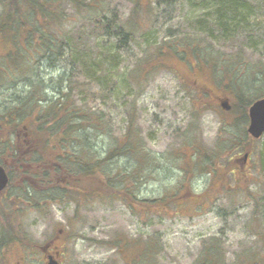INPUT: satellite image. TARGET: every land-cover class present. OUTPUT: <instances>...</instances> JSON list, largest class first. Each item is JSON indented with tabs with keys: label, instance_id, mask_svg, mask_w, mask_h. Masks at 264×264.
Listing matches in <instances>:
<instances>
[{
	"label": "trees",
	"instance_id": "16d2710c",
	"mask_svg": "<svg viewBox=\"0 0 264 264\" xmlns=\"http://www.w3.org/2000/svg\"><path fill=\"white\" fill-rule=\"evenodd\" d=\"M130 1L132 11L125 19L109 0H0V164L9 176L0 192V264H9L5 254L13 246L27 253L40 248L24 226L29 211L47 217L53 205L75 202L68 226L48 239L74 241L86 237L76 227L82 207L120 202L145 218L185 210L201 215L212 211L220 197L227 200L221 208L228 212L241 198L253 202L245 227L254 240L229 257L223 235L203 237L190 264H264V154L260 170L249 172L253 180L243 166L244 153L252 156L259 140L248 134L247 125L250 105L264 97V49L257 60L244 53L258 49L249 30L243 39L247 48L221 54L214 50V43L248 30L252 15L264 14V0H189L208 11L197 20L201 33L190 29L167 39H160L158 32L150 35L145 23L158 16L156 5L176 0ZM136 35L144 45L141 58L124 72L121 50ZM91 39L101 41L94 52L86 48ZM65 64L59 75L49 72ZM161 69L179 78L192 100V117L173 145L181 158L175 190L160 198H142L139 189L153 173L156 156L143 140L138 100ZM193 74L206 75L221 88L231 109L221 108L222 98L219 108L211 105L208 82L194 86L189 83H195ZM118 102L127 115L119 127L105 108ZM208 110L221 120L211 144L194 131ZM100 138H108L103 151L98 148ZM198 175L206 180L201 191L193 185ZM99 243L120 248V253L129 249L133 257L124 264H156L155 236H114ZM105 264L118 263L113 259Z\"/></svg>",
	"mask_w": 264,
	"mask_h": 264
},
{
	"label": "rangeland",
	"instance_id": "374dc122",
	"mask_svg": "<svg viewBox=\"0 0 264 264\" xmlns=\"http://www.w3.org/2000/svg\"><path fill=\"white\" fill-rule=\"evenodd\" d=\"M109 2L122 17L126 19L130 16L133 6L130 0H109ZM190 2L189 0H176V2L156 5L158 16L155 20H147L145 23L149 34L153 35L154 32H158L157 36L160 39H167L171 33L183 34L191 29L190 32L199 35L201 30L199 29L197 33V20L205 17L208 11L195 5L192 6ZM211 12L213 9L209 14ZM211 23H213L212 18L208 21L207 29ZM247 28L248 30H240L234 39L214 43V50L221 54L247 48L248 43L247 45L243 44V39L249 30H253L252 38L254 37V40L259 43L258 49L253 54H251L250 48L242 50L250 59L251 56L255 60L261 59L263 56L259 54L264 49V14L258 12L252 15ZM100 42L91 39L87 41L86 48L94 52L96 45ZM141 43L142 38L136 35L135 41L130 42L121 50V68L124 72H128L141 58V50L144 47ZM177 66L183 67L179 61ZM62 68H66V64L55 70H49V72L57 76L62 72ZM202 68L207 69L208 66L202 64ZM192 76L195 83H189L194 86L196 82H208L211 88L209 103L214 107L219 108L220 98H228L221 88L208 80L206 75L193 74ZM110 105L114 104L110 103ZM191 107L192 100L187 95L186 89L182 87L179 78L164 69L152 76V81L139 97L140 116L138 121L142 129L143 140L150 154L156 156L152 166L153 173L141 183L139 194L142 198H160L175 190L176 181L180 176L181 158L177 157L178 152L173 150V145H178L183 130L191 121ZM105 108L108 111L111 110L112 118L115 119L118 127L124 125L127 117L126 110L121 107L119 102L114 108L110 106H105ZM198 119L197 128L194 131L206 144H211L221 130V120L218 114L213 110H208ZM116 134H119V131ZM100 139L102 140L99 142L98 148L103 151L107 146L108 138ZM254 147L255 153L249 156L245 165V171L251 180L254 179V176L250 175L251 172L254 174L260 170L259 160L264 154V135L254 143ZM122 162L127 163L125 158ZM130 162L132 160H128V163ZM251 168L252 171H250ZM260 181L264 183V177ZM204 183H206L204 175H198L193 185L196 190L201 191L204 188ZM233 184L232 181L229 186L231 187ZM256 184L251 185L253 191L258 188ZM215 204L216 207L212 211H205L206 213L201 215H196L193 212L186 213L187 210H185L176 216L171 213H159L152 214L149 218L133 213L120 202L89 205L80 209V221L76 224L78 231L84 234L87 239L85 237L66 241L64 237H60L52 248L62 254L60 255L62 264H105L113 259H116L118 264H124L133 257V253L129 249H122V253H120L117 250L120 248H109L100 244L99 241L125 235L133 238L155 236V239L158 240L159 251L156 264H190L200 249V241L203 237L223 235L229 250V257H232L235 250L254 240L245 227L254 205L252 201H245L241 198L237 202L235 210L228 212L221 208L227 205V200L224 197L218 198ZM75 206L73 201L62 206L53 205L49 209L47 217L42 216L39 212L29 211L23 217L24 226L28 234L41 246L58 229L68 226ZM5 255L9 264H46L43 252L39 247L32 252L28 250L27 253L21 246H13Z\"/></svg>",
	"mask_w": 264,
	"mask_h": 264
},
{
	"label": "water",
	"instance_id": "95a60500",
	"mask_svg": "<svg viewBox=\"0 0 264 264\" xmlns=\"http://www.w3.org/2000/svg\"><path fill=\"white\" fill-rule=\"evenodd\" d=\"M222 107L226 110L230 109L228 100L222 101ZM249 126L248 132L254 137L259 138L264 133V97L256 100L249 108ZM248 154L245 155V161ZM9 182V176L6 169L0 164V192L6 188ZM47 264H60L54 257H48Z\"/></svg>",
	"mask_w": 264,
	"mask_h": 264
},
{
	"label": "flooded vegetation",
	"instance_id": "af4514ba",
	"mask_svg": "<svg viewBox=\"0 0 264 264\" xmlns=\"http://www.w3.org/2000/svg\"><path fill=\"white\" fill-rule=\"evenodd\" d=\"M57 241V239H54V240H51V245L47 248V255H54V253H55V251H53V249L51 248L54 244H55V242Z\"/></svg>",
	"mask_w": 264,
	"mask_h": 264
}]
</instances>
